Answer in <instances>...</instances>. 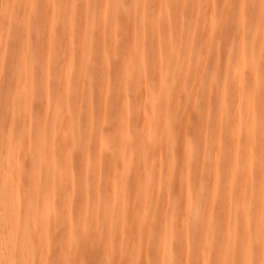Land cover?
<instances>
[{"label": "bare ground", "instance_id": "6f19581e", "mask_svg": "<svg viewBox=\"0 0 264 264\" xmlns=\"http://www.w3.org/2000/svg\"><path fill=\"white\" fill-rule=\"evenodd\" d=\"M98 2L81 0L77 11L72 0H0V28L5 27L11 36L6 46L11 61L6 66L5 85L15 94L40 101L46 108L52 106H49L51 98L55 101L51 108L52 123L42 128V134L35 140L27 130L30 117L26 109L18 117L20 131L14 154L7 152L10 137L5 136L6 147L0 156V264H64L65 257L71 253L60 248L56 255H48L52 241L45 230L50 225L57 227L54 215L58 216L59 211L50 199L52 191L37 188L35 182L40 167L54 170V160L64 154L63 150L56 149L57 145L71 144L73 153L77 149L73 144L78 137L70 133L56 140L55 134L62 126L70 131L73 125L83 126L81 110L72 118L70 107L80 100L91 103L92 89L97 84L129 90L132 96L142 98L144 104L142 122L135 130L128 127L130 108L125 106L119 109L118 120L100 122L95 132L98 139L95 152L91 153L86 145L82 150L84 174L94 171L99 180L104 166L113 168L114 197L124 200L125 195L131 194L125 180L130 172H135L139 179V196L153 194L148 207L143 208L144 216L151 215L146 229L149 243L141 238L119 242L118 263L190 264L199 261L207 264L216 258L217 264H261L264 261V14L260 0H100L101 7L97 10ZM186 2L192 5L189 36L199 27L208 37L217 35L228 40L223 62L232 63L223 74L212 72L208 87L219 83L214 93L206 90L205 79H201L199 72L198 66L205 63V58L198 57L190 41L184 44L182 39L185 24L182 8ZM126 3L129 6L125 8ZM152 3L157 7L151 9ZM171 4L176 5L179 13L181 32L176 35L177 41L168 45L170 22L166 21L167 35L162 42L159 15L173 10L167 9ZM27 9L31 10V16ZM6 11L9 13L3 23L2 14ZM66 11V22L63 19L64 25H59L52 18L53 13ZM230 12L236 14L229 17ZM78 14H81L79 20ZM252 18L256 19L251 26H245ZM119 26L122 35L118 37ZM33 31L32 40L29 33ZM56 33L67 35L71 41L74 39L76 47L72 44L64 50H55L52 43L41 38ZM5 41L7 37L0 33V45ZM25 48L32 49L30 57L22 53ZM97 56L102 60L99 66L91 63ZM110 56L118 59V66L125 72L117 83L109 79ZM166 57L171 60L166 61ZM215 61L221 62L220 58ZM192 63L198 67L195 72L191 70ZM74 67H78V71L71 74ZM133 68L138 69L135 76L131 74ZM190 70L195 82L188 99L185 83ZM38 79L43 81L41 87L34 85ZM50 82L57 83L60 89L51 91ZM136 86L140 87L138 91L134 89ZM60 97L61 102L57 99ZM187 99L186 112L194 114L192 126L198 130L192 132L201 133L199 139L187 129L190 114L184 113L181 106ZM63 103L65 119L59 114ZM202 104L206 107L212 104L216 109H207L201 121L198 114ZM178 113L184 114L185 121L176 139L175 125H179V120L175 115ZM213 118L217 135L212 136L209 134ZM92 120L91 114L85 128L87 140L93 134ZM40 121L42 119L34 117L35 123ZM47 132L52 134L44 145L42 136ZM114 146L116 149L108 160L101 161L103 152ZM149 147L154 158L160 157V161H150ZM46 148L50 160L43 158ZM29 149L34 151V163L24 174L22 165L31 163L32 157L25 154ZM227 152L229 159L225 163ZM73 153L67 152L63 157L68 169ZM201 154L207 161L200 158ZM155 164L158 165L155 167ZM152 169L155 170L152 172ZM192 169L196 172V191L204 193L202 207L191 197ZM177 171L178 190L173 187ZM65 173L71 175L70 171ZM206 174L211 178L209 185L203 181ZM218 178L224 184L220 185ZM86 182L88 177L84 176V190ZM73 192L74 188L68 190L67 196ZM26 196L28 199L24 202ZM145 202L140 199L138 204L143 206ZM121 205L124 204L121 202ZM67 211L71 212V208ZM111 212L110 207L103 213L110 216ZM157 214H161L158 225L154 218ZM107 218L95 223L96 235H110L113 231L107 224L112 218ZM69 224L72 225V219ZM69 234L66 243L72 241V235L77 238L80 249L88 244L84 227L77 234ZM54 245L55 242L51 246ZM89 246L91 248V244ZM139 252L143 255L139 256ZM113 254L104 255L106 264L116 261Z\"/></svg>", "mask_w": 264, "mask_h": 264}, {"label": "rangeland", "instance_id": "374dc122", "mask_svg": "<svg viewBox=\"0 0 264 264\" xmlns=\"http://www.w3.org/2000/svg\"><path fill=\"white\" fill-rule=\"evenodd\" d=\"M74 7L79 11L81 7V0H72ZM100 0L97 4V10L100 6ZM119 8L118 5H115ZM129 6V3L125 4V8ZM175 4H171L167 7V9H173L170 10L168 13H161L159 15L160 19V31H161V37L160 41L164 42V38L167 35V28H166V21L170 22V34L171 38L170 41H168V45L174 43L177 41L176 35L178 34V31L181 32L179 28V13L175 10ZM101 7V6H100ZM157 5L152 3L150 5V8H156ZM161 9H165V7H161ZM28 10V9H27ZM161 10V11H162ZM69 11V10H68ZM66 11L63 14H59L57 12L53 13L52 18L58 22L59 25H64L62 20L64 19L66 22L67 19V13ZM160 11V12H161ZM183 17H184V28L182 30L183 35V41L184 44H186L187 40L190 41L192 44L194 50L196 51L198 57L205 58V63L201 64L199 67V72L201 75V79H205V85L206 90H210L211 93L216 92V90L219 88V83L214 82L212 86L208 87L211 79L212 72L216 71L217 74H223L225 70L227 69L228 65L230 63L224 64L223 60L225 58V52H226V45L228 40H226L224 37H219L217 35H213V37H208L203 29L197 28V31L193 33L192 36H189L188 33L192 29V22L190 20V17L192 15V5L189 2H186L182 8ZM9 11H6L2 14V22H6V18L8 17ZM28 15L31 16V10H28ZM235 12H230L228 15H234ZM112 15V14H111ZM110 15V17H111ZM81 14L76 15L77 20H79L81 17ZM50 17V16H49ZM200 20L203 19V17L199 18ZM256 18H252L246 21L245 26H251V24L255 21ZM219 21V20H218ZM237 22V21H236ZM200 26H203L201 24ZM118 37L122 35V27L119 26V28L116 30ZM0 33H3L4 37H7V41L1 43L0 45V156L4 153V149L6 147L5 144V136L8 134L10 137V142L7 147V152L9 151L11 154L15 153L16 149V139L20 131V124H19V116L22 113V110L26 109L27 113L29 114L30 124L27 130L29 131V136L32 140H35L38 136L42 134L41 130L42 128L49 126L52 123V111L51 108L54 106V98H51L49 101L52 105L50 108H46L45 105H42L40 101L35 102L34 100H31L29 98H24L18 94H15L13 90H11L10 87L5 85V81L8 78V70H7V63L11 61V53L8 52L6 49V46L10 40V34L7 32L5 27L0 28ZM29 36L34 39V31L29 33ZM43 40H48V42L52 43L53 48L55 50H64L67 47L74 44V39L71 41L70 38L67 37L65 34L56 33L52 37H46V35L41 37ZM109 38V36H106V39ZM233 39V38H232ZM72 45V46H73ZM76 47V46H75ZM235 47V46H234ZM23 54L26 56H31L32 49L31 48H25L22 51ZM172 52L169 53V55ZM216 58H220L221 62L216 63ZM166 61H170L169 57L165 58ZM117 58H114V56H110L108 62H111L110 68H109V76L110 80L112 82L117 83L121 76L124 75V70L118 66L117 64ZM91 63H94L96 65H101L102 60L100 57H95L91 60ZM192 69L198 68L195 66V64H191ZM191 70L189 71L187 82L185 83L186 86V97L189 99L191 97L190 89L192 85H194V79L192 76H190ZM71 74L78 71V67H74L71 70ZM138 69L133 68L131 70V74L133 76L137 75ZM25 85V83H24ZM35 86L41 87L43 85V81L38 79L34 82ZM48 87L51 91L59 90L60 87L57 83L50 82L48 84ZM104 89L106 90L104 92ZM135 90H139L140 87L136 86L134 87ZM190 92V93H189ZM220 91H218L219 93ZM60 99L61 97L57 98ZM188 99L181 104L182 110L185 109L184 113L186 112V107H188ZM59 102V103H60ZM63 102V101H62ZM125 106H128L130 108V118H129V129L135 130L139 124L142 122V112H143V99L139 98L138 96H132L129 90H122L117 85L115 86H109L104 87L102 84H97L92 89V101L89 104H85L84 102L76 101V103H73L70 107L71 110V117L73 118L75 114L81 110L80 119L83 123V126L77 127L73 125V127L68 128L67 126H62L60 128H57V133L55 134V139H61L63 137H66L70 135V133L78 137V140H76L75 144L77 146V149L74 151H70L71 144L65 145V144H59L57 145L56 149L63 150V155L61 157H57L53 162L54 163V170H50L49 168L46 169L45 167H40V174L37 176V180L35 182V186L37 188H46L48 191H52L51 193V201L55 204L58 212V216L56 214L54 215V218L57 219V227L54 229L53 225H50L45 231L47 236L52 241V244L55 242L54 246H51V242H49V251L48 255L57 254V249H63V250H69L71 251L70 254H68L65 257L64 264H106L107 259H104L105 254L113 253L114 261L113 264H119L118 260H120V253L118 254V250L120 248L119 242L125 243L126 240L128 241H135L138 238H141L144 242L149 243V239L146 238V229H147V223L148 219L151 217V215L144 216L143 208H147L150 202L153 199V194H147L146 196H139L138 195V180L137 174L135 172H130L126 175L125 180L128 188L130 189L131 194L125 195L124 200H120L119 197H114L112 195V192L114 190V183L112 180V174H113V168L111 166H104L103 173L100 176V179H96V173L94 171H90L87 174H84L83 167H84V156L82 153V150L84 149L85 145L89 146V149L91 153L95 152L96 150V144H97V137L96 133L99 129L100 122L107 121L109 119L118 120L120 117L118 116L119 109L124 108ZM62 109L59 111V114L62 115V118L65 119V113L66 110L65 103L62 104ZM215 110L216 107L211 104V106L206 107L205 104H202L199 108V114L198 118L200 117L201 121L204 115V112L206 110ZM93 116L92 123V135L89 140H87L85 137V128L88 120L90 119V116ZM188 114V113H187ZM190 114V113H189ZM188 114V116H189ZM34 117H39L42 119V121L35 123ZM187 117V115H186ZM193 117V118H191ZM175 118L179 120V125H175V133H176V139L180 136V128L184 125L185 116L184 114L178 113L175 115ZM190 120L189 127L187 128L188 131L192 133V135L195 137V139L201 138V133H197V131L192 132L193 130H198L197 128H194L195 126H192V119H194V114H190L188 117ZM62 119V120H63ZM194 121V120H193ZM211 131L209 135H217V129L215 127L216 120L211 119ZM7 132V133H6ZM52 132L45 133L44 136H42V140L44 145H47ZM141 134L137 135L138 137ZM142 139V137H140ZM42 143V144H43ZM55 149V150H56ZM116 147H111L109 149H106L103 152V157L101 158V161L108 160L107 157L111 155ZM150 153V161H160V157H155L152 152V147L148 148ZM33 149L25 150L26 156H31V163H24L22 165L21 171L27 173L29 171V168L34 163V154ZM71 152L73 153V158L71 160L70 167L68 169L67 163H65L63 157L65 153ZM257 158L260 156L259 152H256ZM164 158V153L162 155ZM161 157V158H162ZM207 161L204 157V155L200 156V158ZM245 156H241V158H244ZM43 158L45 160H50L51 156L48 153V149L43 150ZM229 159V152H227L224 156V162L227 163ZM209 161V160H208ZM158 164H155V167ZM153 168L154 165H151ZM120 168L119 165L117 167ZM194 168V167H193ZM155 169H152V172ZM66 171H70L71 175H65ZM179 171L175 173V181L173 183V187L178 190L179 186ZM84 176L88 177V182H86V190H84L83 185V179ZM51 178L53 180H51ZM196 178V172L194 169L191 170L190 173V192L191 197L199 204L200 207H202L205 203L204 197L202 195L203 192L199 193L196 191V184L194 179ZM203 181L206 185H209L211 183V178L208 174H206L203 178ZM32 183V182H31ZM30 183V185H31ZM218 183L224 184L222 179L220 180L218 178ZM34 187V186H33ZM74 188V192L71 194V196H67L68 190ZM239 191V189H237ZM28 197H24L23 201H27ZM140 199H144L146 202L143 206H140L138 204V201ZM121 202L124 204L123 207L121 205ZM179 202H176V205L178 206ZM70 204V205H69ZM67 205V208H66ZM139 205V206H138ZM71 208V212L67 211L69 208ZM112 208V212L110 216L104 215L105 208ZM179 209V207H178ZM99 210V212H98ZM123 211V214L120 215ZM134 211H136L134 213ZM41 212V210L39 211ZM38 212V213H39ZM204 216V215H203ZM109 217L112 218V220L107 224L111 225V233L109 234H102L100 236L96 235L94 232V226L95 223L102 218ZM154 218H156L155 224L158 225L161 214H157ZM54 219V221L56 220ZM72 219V225L69 224V221ZM108 219V218H107ZM84 224V226H81V224ZM71 225V226H70ZM84 227L85 231L88 233V244L85 246V248L80 249L79 244L77 242V238L71 235L77 234L80 232L81 228ZM71 235V242L70 240L66 243V236ZM79 240V237H78ZM91 244V248L89 246ZM139 256L143 255V252H139ZM143 256L140 258L142 259ZM141 262V261H140ZM218 259L212 258L208 261L207 264H217ZM142 263V262H141ZM56 264V262H55ZM58 264V263H57ZM178 264H181L179 262ZM190 264H201L198 262H192Z\"/></svg>", "mask_w": 264, "mask_h": 264}, {"label": "snow or ice", "instance_id": "6c2138e0", "mask_svg": "<svg viewBox=\"0 0 264 264\" xmlns=\"http://www.w3.org/2000/svg\"><path fill=\"white\" fill-rule=\"evenodd\" d=\"M260 4H261L262 14H264V0H260ZM261 264H264V261H262Z\"/></svg>", "mask_w": 264, "mask_h": 264}]
</instances>
